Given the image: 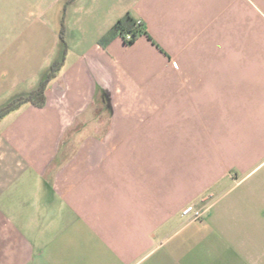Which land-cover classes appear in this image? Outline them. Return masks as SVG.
Segmentation results:
<instances>
[{"label": "crops", "instance_id": "crops-1", "mask_svg": "<svg viewBox=\"0 0 264 264\" xmlns=\"http://www.w3.org/2000/svg\"><path fill=\"white\" fill-rule=\"evenodd\" d=\"M63 61L0 121V264H264V0H0V111Z\"/></svg>", "mask_w": 264, "mask_h": 264}, {"label": "trees", "instance_id": "trees-1", "mask_svg": "<svg viewBox=\"0 0 264 264\" xmlns=\"http://www.w3.org/2000/svg\"><path fill=\"white\" fill-rule=\"evenodd\" d=\"M131 36V40H127V36ZM121 37L127 44L132 45L138 37L147 36L142 25H139L138 22L130 15H127L125 18L119 20L115 26L109 32V37ZM64 66V61L62 63H56L50 68V72L47 75L45 81L39 86L37 90L32 92L26 98H20L14 100L7 107L0 111V121L8 116L9 114L19 110L21 107L30 104L38 108H42L46 103V92L50 83L57 78L61 69Z\"/></svg>", "mask_w": 264, "mask_h": 264}, {"label": "built area", "instance_id": "built-area-1", "mask_svg": "<svg viewBox=\"0 0 264 264\" xmlns=\"http://www.w3.org/2000/svg\"><path fill=\"white\" fill-rule=\"evenodd\" d=\"M139 25H142L141 22H138ZM128 41L131 40V36H127L126 38ZM183 215L185 217H191L192 219H195V220H198L202 217L203 213L202 212H198V211H195L192 207L188 208L184 213Z\"/></svg>", "mask_w": 264, "mask_h": 264}, {"label": "rangeland", "instance_id": "rangeland-1", "mask_svg": "<svg viewBox=\"0 0 264 264\" xmlns=\"http://www.w3.org/2000/svg\"><path fill=\"white\" fill-rule=\"evenodd\" d=\"M175 66V65H174Z\"/></svg>", "mask_w": 264, "mask_h": 264}]
</instances>
